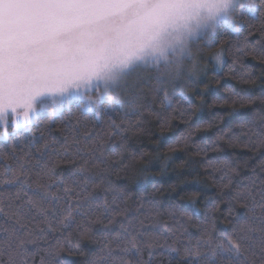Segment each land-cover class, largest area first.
I'll return each mask as SVG.
<instances>
[{
  "label": "snow or ice",
  "instance_id": "6c2138e0",
  "mask_svg": "<svg viewBox=\"0 0 264 264\" xmlns=\"http://www.w3.org/2000/svg\"><path fill=\"white\" fill-rule=\"evenodd\" d=\"M21 7L55 22L0 44V264H264V94L210 98L237 75L264 87V0H4L5 17ZM205 106L225 111L193 125ZM177 153L203 161L182 184L219 187L210 209L110 174L139 165L144 186Z\"/></svg>",
  "mask_w": 264,
  "mask_h": 264
},
{
  "label": "trees",
  "instance_id": "16d2710c",
  "mask_svg": "<svg viewBox=\"0 0 264 264\" xmlns=\"http://www.w3.org/2000/svg\"><path fill=\"white\" fill-rule=\"evenodd\" d=\"M229 83H235L234 81H229ZM223 84V82H222ZM244 92L250 95L253 94H264V87H256V88H247L245 87ZM223 95L222 89H216L210 94V98H221ZM215 111L209 110L207 107L203 110L202 113L197 114L196 117L193 119V125H197L206 121L211 120L214 115ZM228 121H225V124H227ZM182 126V125H181ZM35 132L36 129H33ZM214 129H211L208 132H201L198 134V136L195 138L196 142L204 144L208 142L212 135H214ZM179 136V129H174L170 134V140L174 141ZM169 141H165L161 144V147H164L166 143ZM219 155L217 153H209V156H215ZM181 161H187L183 169L178 168V165L181 163ZM189 158L185 153H177L175 158L172 162L169 163L167 170L162 175H155L154 181L149 182L144 186L136 187L135 185H129L130 190L133 192H150L151 186L153 183L157 185H164L166 188L171 185H176L175 191H169L164 193L162 196H160V199H163L166 203L169 201H179L181 206L187 207V204L185 201L180 200L181 196L186 195L188 192L196 190L200 193V200L201 202H207L214 198V191H206L205 189L207 187L204 186H198L196 184H190V183H181V181H184L186 179H190L193 176H195L197 173H199L200 168L198 163H189ZM152 167L154 169H159L160 164L158 161H154L152 164ZM113 179H116L115 177ZM120 179H124V177H120ZM223 227V225H222ZM223 230V229H222ZM66 261H68V264H76V261L74 258L71 257H64Z\"/></svg>",
  "mask_w": 264,
  "mask_h": 264
},
{
  "label": "rangeland",
  "instance_id": "374dc122",
  "mask_svg": "<svg viewBox=\"0 0 264 264\" xmlns=\"http://www.w3.org/2000/svg\"><path fill=\"white\" fill-rule=\"evenodd\" d=\"M13 2L20 4H27L30 0H13ZM4 0H0V44H2L5 28L8 29V37L10 41L17 43H23L29 37L33 36L39 29L55 22V18L52 15V10L48 9H31V8H17L10 11L7 18L3 8ZM206 9L200 8L199 15L196 14L195 9L191 13V24L195 26L198 22H202L200 17L206 15ZM223 22L219 24V27H223ZM176 32L169 28V34L165 35L162 40V46L164 41H172ZM198 46H202V41L199 42ZM187 65L185 64V70ZM23 72H36V69L24 67L21 69ZM155 75V73H153Z\"/></svg>",
  "mask_w": 264,
  "mask_h": 264
},
{
  "label": "clouds",
  "instance_id": "9594fccd",
  "mask_svg": "<svg viewBox=\"0 0 264 264\" xmlns=\"http://www.w3.org/2000/svg\"><path fill=\"white\" fill-rule=\"evenodd\" d=\"M227 71V70H225ZM229 81H234L235 83H229ZM245 87L249 88L248 86V83L241 79L238 75L236 77H234L233 79H224L223 80V84L221 85V89H222V92H223V95L221 98L223 99H227L229 100L230 102L232 100H234L237 96H244V97H251L250 94H247L244 92V89ZM226 90V91H225ZM207 107V106H205ZM254 107H262V105H260L259 103H257L256 105H254ZM215 111V113L217 112H220V111H225V109H219V108H215L213 109ZM252 109H250L251 111ZM179 129V135H180V132L182 130H184L183 126H178ZM215 131H214V135L217 131L216 128H213ZM199 133H197L195 135V138L198 136ZM212 135V137L214 136ZM211 137V138H212ZM186 151L190 152L192 151L191 148L187 149ZM219 155H215V156H209V158L211 159H218V158H221V157H227L230 155V152L229 150L225 149L224 151L220 152V153H217ZM247 153H241L240 156L243 157V156H246ZM189 158V163H198L199 165V168H201L202 164H203V161H199V160H193L191 159L190 157ZM110 159H118V157H111ZM151 159V158H149ZM139 168V165H136L133 169H130L128 170L127 174L121 172L119 174V176H117L114 172L110 173L112 175V179L115 177L116 179H113L117 184H125L127 183L128 185H135L136 187H141L142 184L140 183H136L137 181V169ZM95 170V169H94ZM124 177V179H120V177ZM154 181V176H149L148 177V182H153ZM206 183H211L210 181H206ZM206 191H214V198L215 199V193L218 192L220 189L219 187H216V188H206L205 189ZM132 191V190H131ZM171 191V188L169 187L167 189V192ZM213 199L207 201V202H201V200H199V204L201 206V208H207V209H210L212 207V203H213ZM181 207H184V206H181ZM187 207H190L187 205ZM65 260V259H64ZM6 264H8V262L6 261ZM14 264H21V262L19 260H16L14 261ZM65 264H68V261L65 260Z\"/></svg>",
  "mask_w": 264,
  "mask_h": 264
}]
</instances>
